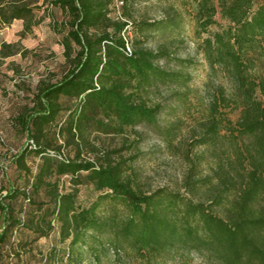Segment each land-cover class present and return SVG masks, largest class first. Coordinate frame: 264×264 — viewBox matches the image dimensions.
I'll use <instances>...</instances> for the list:
<instances>
[{
  "label": "trees",
  "instance_id": "obj_1",
  "mask_svg": "<svg viewBox=\"0 0 264 264\" xmlns=\"http://www.w3.org/2000/svg\"><path fill=\"white\" fill-rule=\"evenodd\" d=\"M40 1L0 0V25L23 20L22 37L44 20L37 9H61L63 20L54 18L52 25L70 62L60 79L39 83L14 118L27 143L12 156L15 178L0 189V264H84L85 249L94 255L92 264H101L102 254L127 247L149 259L189 245L215 264H264V104L248 74L264 55V3L196 0L198 34L220 23L219 14L229 23L205 38L203 49L210 66L222 67L236 82L245 102L236 129L253 139L246 151L236 144L234 159L247 162L245 171L219 182L205 203L179 192L137 189L127 158L91 140L95 129L123 133L157 121L159 105L139 100L135 89L176 74L155 64L163 50L129 52L127 32L131 26L169 27L174 20L113 17L116 0ZM18 45L5 43L2 56L17 53ZM221 122L213 116L203 142L221 133ZM191 179L187 185L196 188L201 180ZM84 187L95 192L89 203L81 201ZM107 202L112 210L101 212ZM43 238H53L47 249Z\"/></svg>",
  "mask_w": 264,
  "mask_h": 264
},
{
  "label": "rangeland",
  "instance_id": "obj_2",
  "mask_svg": "<svg viewBox=\"0 0 264 264\" xmlns=\"http://www.w3.org/2000/svg\"><path fill=\"white\" fill-rule=\"evenodd\" d=\"M123 4L124 0H116L113 17L148 22L174 20L175 24L160 29L141 30L131 26L127 37L131 48L165 51L155 64L176 75L154 78L135 89L139 100L149 106L159 105L155 123L141 122L127 127L123 133L95 129L91 140L103 150H118L114 156L127 158L132 164L133 184L137 189L147 193L162 189L179 192L185 200L209 203L219 182L232 180V176L243 173L248 166L247 162L243 167L234 159L236 144L246 151L253 140L250 136H241L236 129L245 109L236 82L222 67L212 68L203 49L205 38L229 23L219 14L220 23L198 34L196 0H130L127 9H123ZM36 12L44 20L27 37L21 36L23 20L0 25V189L15 178L12 156L27 143L26 135L14 123L15 116L30 102L39 83L60 79L70 67L61 43L62 35L52 25L54 18L63 20V11L44 5ZM19 42L17 53L2 56L5 43ZM248 74L257 84L255 98L264 104V55L249 66ZM213 116L222 121L221 133L203 142ZM29 162L34 165L36 161L32 157ZM189 175L191 181L201 180L196 188L187 185ZM94 198L95 192L84 187L81 201L89 203ZM111 204H104L101 212H110ZM217 210L225 215L222 208ZM52 243L53 238L40 240L46 249ZM85 251L84 264H92L91 249ZM101 264L215 263L189 245L149 259L127 247L120 254L114 251L102 254Z\"/></svg>",
  "mask_w": 264,
  "mask_h": 264
},
{
  "label": "built area",
  "instance_id": "obj_3",
  "mask_svg": "<svg viewBox=\"0 0 264 264\" xmlns=\"http://www.w3.org/2000/svg\"><path fill=\"white\" fill-rule=\"evenodd\" d=\"M128 51L131 52V47L128 45Z\"/></svg>",
  "mask_w": 264,
  "mask_h": 264
}]
</instances>
